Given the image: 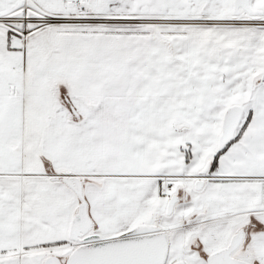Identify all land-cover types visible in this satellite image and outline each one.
I'll list each match as a JSON object with an SVG mask.
<instances>
[{
  "label": "snow or ice",
  "instance_id": "obj_1",
  "mask_svg": "<svg viewBox=\"0 0 264 264\" xmlns=\"http://www.w3.org/2000/svg\"><path fill=\"white\" fill-rule=\"evenodd\" d=\"M0 264H264V0H0Z\"/></svg>",
  "mask_w": 264,
  "mask_h": 264
}]
</instances>
